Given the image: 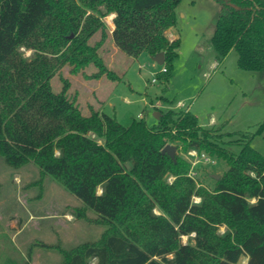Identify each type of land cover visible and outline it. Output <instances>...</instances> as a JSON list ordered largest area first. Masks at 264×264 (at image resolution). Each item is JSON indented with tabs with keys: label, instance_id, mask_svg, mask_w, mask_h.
I'll use <instances>...</instances> for the list:
<instances>
[{
	"label": "trees",
	"instance_id": "1",
	"mask_svg": "<svg viewBox=\"0 0 264 264\" xmlns=\"http://www.w3.org/2000/svg\"><path fill=\"white\" fill-rule=\"evenodd\" d=\"M181 1L0 0V156L13 167L35 162L71 191L80 184L73 177L75 168L94 167L90 181H95L114 167L116 147L131 144L140 155L109 184L127 198L124 210L116 209L110 222L103 220L107 227L97 240L61 247L60 264H243V258L246 264H264V155L251 145L264 132V120L254 132L234 133L226 147L217 139L224 134L200 125L189 110L169 109L152 126L143 117L128 125L112 118L96 122L98 114H84L68 94V79L63 78L60 91L52 87L64 65L77 73L94 64L98 71L92 77L119 78L99 53L109 35L104 17L111 13L115 45L134 57L163 51L169 73L180 38L171 40L167 31L178 22ZM217 1L220 13L212 42L219 58L235 49L238 65L258 72L264 81V0ZM99 32L100 40L92 44ZM21 47L34 53L25 56ZM99 123L115 124L117 136H108ZM84 126L104 137L105 147L87 146L64 159L42 152ZM232 143L241 145L239 152L231 149ZM167 144L186 153L207 149L225 159L228 168L214 188L199 186L186 158L163 152ZM146 158L156 168L138 196L134 186ZM168 175L175 176L172 182ZM76 214L86 216L84 211Z\"/></svg>",
	"mask_w": 264,
	"mask_h": 264
},
{
	"label": "rangeland",
	"instance_id": "2",
	"mask_svg": "<svg viewBox=\"0 0 264 264\" xmlns=\"http://www.w3.org/2000/svg\"><path fill=\"white\" fill-rule=\"evenodd\" d=\"M177 10L178 22L172 30L180 38V45L169 73L161 72L165 63L156 62L147 52L134 57L120 50L111 36L114 24L108 19L109 14L104 17L109 35L99 47V53L119 78L113 80L106 74L92 77L98 71L94 64L77 73L70 65H64L51 80L53 90L60 91L63 78L68 79V94L75 98L84 114L96 112V122H101L102 118L105 123L107 118H112L128 125L133 119L143 117L147 125L152 126L169 109L189 110L198 117L200 125L211 127L217 135L224 134L217 139L226 147L236 138L234 133L256 131L264 120V81L258 72L238 65L235 49L219 58L212 42L220 13L219 2L182 0ZM167 35L171 40L177 38L169 35V29ZM100 38L99 32L92 37L91 43ZM21 50L28 57L34 53L26 47ZM100 128L111 138L118 134L115 124H104ZM105 145L104 137L84 126L56 140L42 152L50 159H64L69 152ZM251 145L264 155V132L255 135ZM230 147L236 153L241 149L238 143ZM189 151L186 153L178 148L176 154L190 162L189 174L199 186L214 188L217 179L214 174L223 175L228 168L226 160L207 149ZM202 152L213 161L204 159ZM139 156L131 144L116 147L111 158L114 167L95 181H90L94 167L75 168L73 177L80 184L74 185L71 191L44 173L35 162L13 167L0 156V264H13L14 261L15 264L27 261L34 264L36 255L37 264H60L61 247L97 240L107 227L103 220L112 221L115 210H124L127 201L118 189L109 188V184L129 170L133 162H138ZM151 158L144 159L134 186L138 196L156 168L152 167ZM58 174L53 171L54 177ZM174 178L168 175L166 179L172 182ZM193 200L198 202L200 197L194 196ZM77 211H84L86 216L78 217ZM155 211L160 212L158 208ZM124 217L122 215L118 222ZM224 230L222 226L220 231ZM182 241L187 242L188 235H183ZM246 262L243 258L242 263Z\"/></svg>",
	"mask_w": 264,
	"mask_h": 264
},
{
	"label": "water",
	"instance_id": "3",
	"mask_svg": "<svg viewBox=\"0 0 264 264\" xmlns=\"http://www.w3.org/2000/svg\"><path fill=\"white\" fill-rule=\"evenodd\" d=\"M152 58L160 63L163 64L165 62V53L163 51L157 53L156 55H153ZM157 118L159 116L158 112L156 114ZM163 152H166L167 154H169L172 158H175V154H176V146L173 144H167L164 148H163ZM215 178H219L220 175L218 174H214Z\"/></svg>",
	"mask_w": 264,
	"mask_h": 264
},
{
	"label": "built area",
	"instance_id": "4",
	"mask_svg": "<svg viewBox=\"0 0 264 264\" xmlns=\"http://www.w3.org/2000/svg\"><path fill=\"white\" fill-rule=\"evenodd\" d=\"M160 71L161 72H167V67L166 66H162L161 69H160ZM154 79H156V78H154ZM189 152L190 153H195L196 150L195 149H192ZM201 154H202V157H204V159L209 160V161H213V160H211V157L209 158V157L206 156V153L205 152H202Z\"/></svg>",
	"mask_w": 264,
	"mask_h": 264
},
{
	"label": "crops",
	"instance_id": "5",
	"mask_svg": "<svg viewBox=\"0 0 264 264\" xmlns=\"http://www.w3.org/2000/svg\"><path fill=\"white\" fill-rule=\"evenodd\" d=\"M182 12V11H181ZM183 14V13H182ZM115 15V14H114ZM113 28H114V26H113ZM169 35L170 36H176L177 37V34H176V32H174L173 30H172V27L169 29ZM20 230H18L17 231V233L19 232ZM15 235V234H14ZM34 259H35V261H33V263L34 264H37V255L36 256H34ZM13 264H15V261H14V263Z\"/></svg>",
	"mask_w": 264,
	"mask_h": 264
},
{
	"label": "bare ground",
	"instance_id": "6",
	"mask_svg": "<svg viewBox=\"0 0 264 264\" xmlns=\"http://www.w3.org/2000/svg\"><path fill=\"white\" fill-rule=\"evenodd\" d=\"M113 16H114V13L110 14L108 19L110 20L111 24L113 25L114 23L112 22V19H113Z\"/></svg>",
	"mask_w": 264,
	"mask_h": 264
}]
</instances>
